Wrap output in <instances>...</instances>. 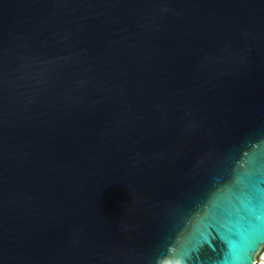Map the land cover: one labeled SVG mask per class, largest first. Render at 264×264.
<instances>
[{
	"label": "water",
	"instance_id": "water-1",
	"mask_svg": "<svg viewBox=\"0 0 264 264\" xmlns=\"http://www.w3.org/2000/svg\"><path fill=\"white\" fill-rule=\"evenodd\" d=\"M261 233L264 0H0V264H253Z\"/></svg>",
	"mask_w": 264,
	"mask_h": 264
},
{
	"label": "built area",
	"instance_id": "built-area-1",
	"mask_svg": "<svg viewBox=\"0 0 264 264\" xmlns=\"http://www.w3.org/2000/svg\"><path fill=\"white\" fill-rule=\"evenodd\" d=\"M253 264H264V247L261 249V251L256 256V259Z\"/></svg>",
	"mask_w": 264,
	"mask_h": 264
},
{
	"label": "snow or ice",
	"instance_id": "snow-or-ice-1",
	"mask_svg": "<svg viewBox=\"0 0 264 264\" xmlns=\"http://www.w3.org/2000/svg\"><path fill=\"white\" fill-rule=\"evenodd\" d=\"M261 239H264V233H261ZM247 240V238H246ZM248 243H251L250 240H247ZM234 264H240V258H237L236 260H234Z\"/></svg>",
	"mask_w": 264,
	"mask_h": 264
}]
</instances>
